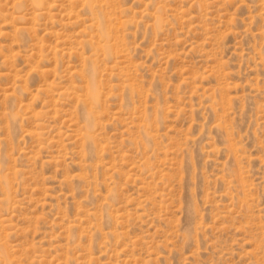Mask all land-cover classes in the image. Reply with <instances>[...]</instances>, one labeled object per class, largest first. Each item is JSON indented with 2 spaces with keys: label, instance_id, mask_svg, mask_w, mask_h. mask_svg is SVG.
Segmentation results:
<instances>
[{
  "label": "rangeland",
  "instance_id": "1",
  "mask_svg": "<svg viewBox=\"0 0 264 264\" xmlns=\"http://www.w3.org/2000/svg\"><path fill=\"white\" fill-rule=\"evenodd\" d=\"M0 264H264V0H0Z\"/></svg>",
  "mask_w": 264,
  "mask_h": 264
}]
</instances>
